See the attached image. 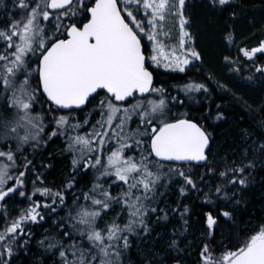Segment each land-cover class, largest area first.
I'll list each match as a JSON object with an SVG mask.
<instances>
[{
	"label": "snow or ice",
	"instance_id": "1",
	"mask_svg": "<svg viewBox=\"0 0 264 264\" xmlns=\"http://www.w3.org/2000/svg\"><path fill=\"white\" fill-rule=\"evenodd\" d=\"M117 2L133 7L132 15L141 20L140 76L131 83L94 87L68 103L55 98L57 89L49 73L60 55L59 45L89 19L94 0H0V264H17L21 254L32 264H181L190 248L195 249L191 264H250L258 241L264 238V223L252 228L243 243L226 239L223 233L218 241L216 228L221 223L236 228L234 221L241 211L237 195L247 191L258 164L264 169V137L259 131L242 129L244 142L251 143L243 149L240 162L218 160L211 154L212 136L207 129L219 128L227 120L224 110L217 106L213 116L210 107L204 112L201 104L199 119L172 112L184 106L181 91L207 98L209 78L184 82L174 96L166 87L155 86L156 70L185 75L192 68L205 72L204 52L185 30L192 27L187 0H137L134 6L132 0ZM203 4L209 16L220 18L229 12L234 17L240 7L234 0H203ZM166 15L179 20V47L171 53L158 40V25ZM221 33L223 44L227 25ZM240 51L248 61L264 55V30L256 46ZM220 55L223 61L217 56L215 64L208 65L213 76L230 68L229 55ZM255 72L264 76V65L256 66ZM132 100L136 102L129 107ZM89 104L91 116L99 119L71 123ZM37 106L40 114H34ZM253 107L258 109L255 117ZM247 110L251 119L259 121L257 129L264 131V104H248ZM130 122L136 123L135 131ZM88 125L91 130L81 135ZM185 127L195 136L177 145L175 137ZM61 137L67 144L61 155L66 152L65 159L72 157L71 172L60 181L63 187L53 192L40 182L43 164L37 165L35 157L44 147L41 141ZM185 166L202 167L204 172ZM213 179L219 181L214 190ZM172 184L179 186L180 197L195 192L206 198L201 207L214 205L202 217L198 242L183 249L184 240L179 239L183 232L153 242L155 230L150 227L152 217L159 222L167 219L161 212H171L179 213L187 230L190 209L181 208L183 199L175 208L160 207ZM234 201L236 206L229 207ZM17 204L26 206L18 209ZM49 220L54 226L36 241L35 226L43 227ZM160 243L166 247L158 248Z\"/></svg>",
	"mask_w": 264,
	"mask_h": 264
},
{
	"label": "trees",
	"instance_id": "2",
	"mask_svg": "<svg viewBox=\"0 0 264 264\" xmlns=\"http://www.w3.org/2000/svg\"><path fill=\"white\" fill-rule=\"evenodd\" d=\"M234 2L240 4V7L235 10V16L233 17L229 12L224 13L222 18H220L208 15L203 0H187L189 5L187 11L190 14L192 23V27H187V29L190 34H193V42L199 45L198 50L204 52L206 61L204 64L205 72H199L197 68H192L186 75L169 73L162 70H156L155 73V86L166 87L173 96L177 94L175 91L176 88L182 89L184 87V82L200 83L203 82L204 79L209 78L208 84L206 85V87L210 88L207 98L200 93L193 95L192 107H189L185 114L199 119L202 113L197 111V109L201 107V104L205 106L203 109L204 112H207L210 107L213 116L216 114L217 106L224 110L227 115V120L221 123L219 128H208L207 131L212 136L211 154L218 160L226 159L229 163L232 160H236V162L239 163L243 149L247 144L251 143L250 140L247 144L244 142L241 134L242 129L249 128L250 131H259V135L264 137V131L257 129L259 121L251 119L247 110L248 104L254 106L264 104V76L255 72L256 66L264 65V55L257 54L256 58H253L252 61H248L240 51L242 48H247L250 51L251 47L256 46V40L261 36L262 30H264V11H261V9L264 8V4H261L260 0H234ZM118 5L125 20L139 35L140 31L133 25V21L123 11L122 5ZM225 25L228 26L229 33L223 34L222 44L221 29ZM233 40L235 41L234 43H232ZM222 52L224 55H229V59L233 60V63L230 64V68L223 69L222 73L218 71V75L213 76L212 72L208 70V65L215 64L217 56L223 61V56L220 55ZM245 69H247L248 73L244 71ZM229 71L233 72V74H229ZM234 75L236 76L234 80L226 81L220 78L221 76L228 77ZM173 77H175V79H173ZM246 77H249V79L252 78L251 80L253 81L248 83L252 85L251 87H248V84H244L246 82H242ZM161 82L163 84H161ZM213 89L215 90L214 92L212 91ZM224 89H227V91ZM180 95L182 96V93H180ZM93 103H95V101ZM37 109L39 111V106H37ZM85 111H88L86 117H79V120H73L71 123L82 122L86 119H92L94 123L95 120L99 119V116H96V118L91 116V104L86 107ZM250 111L251 116L255 117L258 109L253 107ZM65 115H67V113H65ZM73 115L75 116V114ZM200 123L201 127H206L203 120H200ZM209 123L214 124L215 121L210 120ZM130 127L135 131L137 125L136 123H130ZM90 130V125L85 126L80 134L84 135L85 132ZM41 143L44 147L40 149V155L35 157L37 165L43 164V167L39 168V171L44 173V176L40 177V182L51 187L52 191L55 192L63 187L60 181L65 178L68 172H71L70 163L72 157L68 156V158L65 159L64 155H67L66 152L64 155H61V148H67V144L63 137L56 139L54 142L45 143L41 141ZM217 154L219 155L217 156ZM262 159H264V157H262ZM219 167L223 169L224 165L221 164ZM185 169L192 172H204L202 167L189 169L188 166H185ZM90 176L91 173H89V177ZM89 177H85L84 181L87 182ZM166 182L165 180V183ZM217 183H219L218 180H212L213 190ZM88 186L91 187V184L89 183ZM178 188V185L172 184L166 190L167 195L161 198L160 207L175 208L177 206L176 202L183 199L181 208L188 207L190 209L188 215H190L191 218L188 221L187 230L185 231L183 221L179 220V213L173 215L171 212H161L160 216L167 215V219H161L159 222H157L156 217H152L150 227L155 230L153 242H155L156 239L170 238L177 231L183 232V236L179 237V239L184 240V243L180 244V248L183 249L188 244L198 242L202 235V217L209 208L214 209V205L207 203L206 207H201L200 205L206 202L204 196L198 197L197 193L190 192L187 194L186 198H182L179 195ZM161 191H165V189H161ZM117 192H113L112 194L116 195ZM68 195L70 196L71 193ZM237 200L240 202L241 211L237 213L236 220L234 221L236 228H228L227 225L221 223L220 226L216 228L218 241L220 240L221 233H223L224 238H231L233 242L239 241L243 243L245 239L249 238L252 228L264 223V169H261L259 164L251 177L250 186L247 188V191L243 195L238 194ZM43 202L44 201L41 200V203ZM68 202L71 203V200ZM24 206L26 205L17 204L15 207L19 209ZM235 206V201L229 205V207ZM116 211L118 212L119 209L117 208ZM112 215H115V213ZM53 226L52 220H49L43 227H39L38 225L35 226L36 241L43 239L46 230H50ZM262 240H264V238H261L259 241ZM157 247L163 248L166 247V245L160 243ZM133 251H135V248ZM194 253L195 249L190 248L186 254V258L181 264H191L195 259ZM21 256L22 259L18 260L17 264H32L31 258L25 260L23 259V254H21Z\"/></svg>",
	"mask_w": 264,
	"mask_h": 264
},
{
	"label": "water",
	"instance_id": "3",
	"mask_svg": "<svg viewBox=\"0 0 264 264\" xmlns=\"http://www.w3.org/2000/svg\"><path fill=\"white\" fill-rule=\"evenodd\" d=\"M59 48L49 75L57 89L55 98L62 102H76L94 87L131 83L140 76L141 42L116 0H94L89 19L72 29L71 38ZM193 136L195 132L185 127L175 142L182 145ZM250 264H264V242H258Z\"/></svg>",
	"mask_w": 264,
	"mask_h": 264
},
{
	"label": "rangeland",
	"instance_id": "4",
	"mask_svg": "<svg viewBox=\"0 0 264 264\" xmlns=\"http://www.w3.org/2000/svg\"><path fill=\"white\" fill-rule=\"evenodd\" d=\"M177 2H178V0H177ZM136 3H137V0H132L133 6ZM121 5L123 7L124 12L133 21V25L140 26L141 20L138 17L136 18V16H132L133 7L126 8V7H124L123 4H121ZM141 7H143V5H141ZM158 27H159L158 40H159V43L164 47L165 52L171 53L174 49H178V47H179V20H178V18L173 20V18L170 15H166L165 20L160 22ZM185 30L188 31L187 27ZM145 35L147 36L148 33H145ZM153 43H156V41H154ZM229 63L232 64L233 60L229 59ZM244 71L248 73L247 69H245ZM231 73L233 74V72H230L229 74H231ZM234 77L236 78L235 75H234ZM251 79H249V77L248 78L246 77L242 80V82H246L244 84H248V83L253 81ZM181 93H182L181 98L184 100V106L180 107L181 109L180 108H178V109L172 108V111L175 114H180V115L183 114L184 115L185 112L187 111V109L189 107H192V102H193L192 96L195 95L196 93H191L189 95L184 94L182 91H181ZM135 102H136L135 100L131 101V103L128 106L131 107V104H134ZM87 113H88V111H83L78 116L80 118H83V117L87 116ZM34 114H39L38 109H37V112ZM95 118H96V116H95ZM262 241H264V240H262Z\"/></svg>",
	"mask_w": 264,
	"mask_h": 264
},
{
	"label": "flooded vegetation",
	"instance_id": "5",
	"mask_svg": "<svg viewBox=\"0 0 264 264\" xmlns=\"http://www.w3.org/2000/svg\"><path fill=\"white\" fill-rule=\"evenodd\" d=\"M98 98H99V97H98ZM98 98H97V99H98ZM80 113H81V112H79V114H80ZM74 114L77 115L76 113H74Z\"/></svg>",
	"mask_w": 264,
	"mask_h": 264
},
{
	"label": "bare ground",
	"instance_id": "6",
	"mask_svg": "<svg viewBox=\"0 0 264 264\" xmlns=\"http://www.w3.org/2000/svg\"><path fill=\"white\" fill-rule=\"evenodd\" d=\"M262 242H264V241H262Z\"/></svg>",
	"mask_w": 264,
	"mask_h": 264
}]
</instances>
